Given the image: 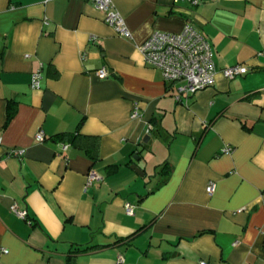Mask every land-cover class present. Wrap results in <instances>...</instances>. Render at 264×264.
Wrapping results in <instances>:
<instances>
[{"label": "crops", "instance_id": "0c3cea01", "mask_svg": "<svg viewBox=\"0 0 264 264\" xmlns=\"http://www.w3.org/2000/svg\"><path fill=\"white\" fill-rule=\"evenodd\" d=\"M113 2L132 38L90 0H0V264H264V0ZM187 20L219 72L179 103L139 46Z\"/></svg>", "mask_w": 264, "mask_h": 264}, {"label": "built area", "instance_id": "2783aa9c", "mask_svg": "<svg viewBox=\"0 0 264 264\" xmlns=\"http://www.w3.org/2000/svg\"><path fill=\"white\" fill-rule=\"evenodd\" d=\"M95 6L104 13V21L112 26L115 31L126 38H132V33L127 25L124 16L116 9L113 0H90ZM191 5L197 6L202 0H184ZM145 61L152 67L161 70L166 82L174 86V96L177 102H186L188 97L197 91L212 86L216 81L218 67L213 57V47L204 33L196 27L191 20H187L180 32L154 31L140 46ZM250 67L244 63H235L221 69L224 76L233 79L237 76L247 74ZM98 75L105 78L109 75L106 67L98 70ZM42 71L36 69L32 73L31 85L33 88L41 86ZM138 105L132 111V118L140 117ZM153 129L151 124L147 127V132ZM38 141L43 142L47 135L43 129L36 133ZM1 143V139H0ZM66 148L67 145L64 144ZM224 152H230L231 147L227 146ZM23 150L13 149L11 155L20 156ZM101 175L91 169L87 175L89 186L95 181H100ZM215 183L210 182L207 191L213 193ZM11 210L19 217L26 218L27 211L17 205H12ZM126 210L129 214L135 211V205L128 202ZM6 251V250H5ZM119 262H124V257L119 256ZM200 264H210L206 260H201Z\"/></svg>", "mask_w": 264, "mask_h": 264}, {"label": "trees", "instance_id": "16d2710c", "mask_svg": "<svg viewBox=\"0 0 264 264\" xmlns=\"http://www.w3.org/2000/svg\"><path fill=\"white\" fill-rule=\"evenodd\" d=\"M15 112H16V106L11 103L8 108V120H10L14 116ZM60 136H63L61 137L62 138L61 140L64 142L70 140L72 143H77V139L79 138L80 135L62 134ZM92 248H95V247H87L85 250L92 249ZM73 259L74 258H72V256H69L66 261V264H75Z\"/></svg>", "mask_w": 264, "mask_h": 264}, {"label": "water", "instance_id": "95a60500", "mask_svg": "<svg viewBox=\"0 0 264 264\" xmlns=\"http://www.w3.org/2000/svg\"><path fill=\"white\" fill-rule=\"evenodd\" d=\"M150 139H151L150 134L145 135V137L143 138V145L147 148H149L150 146L151 143ZM132 168H134L138 173L144 174L142 169H140L136 164L132 165Z\"/></svg>", "mask_w": 264, "mask_h": 264}, {"label": "rangeland", "instance_id": "374dc122", "mask_svg": "<svg viewBox=\"0 0 264 264\" xmlns=\"http://www.w3.org/2000/svg\"><path fill=\"white\" fill-rule=\"evenodd\" d=\"M154 183H151L150 186H153Z\"/></svg>", "mask_w": 264, "mask_h": 264}]
</instances>
